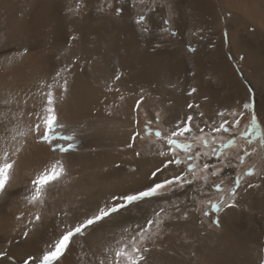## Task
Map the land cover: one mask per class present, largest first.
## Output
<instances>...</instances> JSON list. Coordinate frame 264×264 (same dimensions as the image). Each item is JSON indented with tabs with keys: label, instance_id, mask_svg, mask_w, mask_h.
Instances as JSON below:
<instances>
[{
	"label": "bare ground",
	"instance_id": "1",
	"mask_svg": "<svg viewBox=\"0 0 264 264\" xmlns=\"http://www.w3.org/2000/svg\"><path fill=\"white\" fill-rule=\"evenodd\" d=\"M218 2L226 21L227 46L222 38L223 25L216 21L222 22L214 0H168L171 12L167 7L154 6L156 12L149 14V36L141 35L132 22L135 13L140 8L146 10V6L133 8L131 0H82L79 15L68 11L75 8L76 0H0V152L21 146L12 157L16 164L11 180L0 193V251L6 253L0 257V264H23L29 255H40L56 234L58 222L81 220L111 203L112 195L148 183L150 172L162 158L155 154L159 142L154 144L148 138L139 142L140 124L146 115L151 118L154 111L165 116L166 111L188 110L187 104L193 101L199 106L193 113L194 127L214 134L210 126L218 123L219 117L215 122L203 106L206 101L197 103L195 99V95H206L208 78L222 84L229 81L232 94L227 93H236L237 99L241 95L242 100L233 97L228 112L221 111L228 120L232 121L231 111L244 110L248 92L227 53L234 61L244 55L239 64L242 68L250 65L264 74L262 54L253 50L250 54L243 39L252 29V37L264 40V0ZM99 7L104 11L97 12ZM117 7L123 8L120 16L115 13ZM162 17L170 19L179 35L161 38L158 25ZM208 25L219 31L220 42L208 49L212 42L198 41L196 51L188 52L189 44L194 46L200 35L207 34ZM73 36L75 40L70 39ZM206 61L210 62L207 72ZM69 65L70 70L61 72L59 78L61 83L68 80V91L57 100V115L65 125L58 131L74 135L76 148L65 154L53 153L46 144L37 143L35 133L13 141V129L27 131L36 122L34 113L41 111L37 92L40 81L50 82L56 71ZM177 71H184V76L170 77ZM117 73L119 80L114 79ZM191 88L197 91L190 96ZM141 96L144 99L137 109ZM246 121L243 118L241 122ZM163 123L162 129L172 126L168 118ZM133 133L139 136L129 149ZM219 136L226 137L225 133ZM54 158L64 161L66 176L47 189L43 206L29 205L25 197L32 187L30 181ZM234 170L226 167L224 171L231 182ZM197 185H202V190H196ZM238 193L236 205L218 213L217 227L212 225L214 216L205 219L199 206V202L218 198L210 184L197 182L169 194L167 199L182 212L187 210L189 216L166 221L162 239L149 245L147 264H262L264 174L256 182L248 178ZM161 203L153 200L131 206L94 226L85 238H76L62 264H97L105 242L118 236L122 227L142 222ZM37 212L42 216L40 221L35 220ZM65 212L69 216L65 217ZM169 212L180 216L171 207ZM249 219L254 220L252 224ZM25 230L29 231L27 238L23 236Z\"/></svg>",
	"mask_w": 264,
	"mask_h": 264
},
{
	"label": "snow or ice",
	"instance_id": "2",
	"mask_svg": "<svg viewBox=\"0 0 264 264\" xmlns=\"http://www.w3.org/2000/svg\"><path fill=\"white\" fill-rule=\"evenodd\" d=\"M139 5H145L146 10L140 8L135 13L132 22L137 31L144 36L152 34L150 25L151 16L149 14L156 12V7L154 6L160 8L167 7L170 12L172 9V5L168 3V0H159V4L158 0H131L133 8H138ZM83 7L82 0H76L75 8H69L68 11L73 15H79ZM108 7L112 8V5L108 4ZM103 11V7L97 8V12ZM122 12L123 8H115L117 16H120ZM158 29L161 38L179 35L177 31L170 27V19L168 17H162V22L158 25ZM70 39L75 40L76 37L73 36ZM187 51L194 53L196 49L189 44ZM70 67L71 65L56 71L54 76L51 77L50 82L40 81L37 92L40 96L41 111L34 113L37 118L36 122L27 131L13 129L14 134L11 137L13 141H16L17 137H27L35 133L34 138L37 143L46 144L53 153L65 154L76 148V144L73 142L75 140L74 135L62 134L58 131V129L64 128L65 125L59 121L56 107L57 100L62 99L63 93L68 91V80L64 79L62 83L60 82L61 72L69 71ZM114 79L119 80L120 74L117 73ZM111 90V87H109V91ZM196 91V88H191L188 94L191 96ZM143 99V96H141L140 100L136 101L137 109L141 106ZM5 103H10V101H5ZM198 107V105H194L193 103L187 104L189 110ZM252 108L253 105L251 103H244V111H231L229 113L232 116L231 122L224 112H218L219 122L210 126V132L217 134L234 133L235 129L241 124V118H247L246 112H250ZM32 114L29 113V115ZM200 115L203 116V113H200ZM194 119L193 115L185 114L184 119L177 120L171 127L164 128L163 130L160 128L154 130L148 129L146 125L147 131L154 132L156 137V141H153V143L159 142L155 154L162 158L154 170L150 172L148 183L141 188L112 195L111 203L99 206L92 215L85 216L81 220L58 222L56 234L46 242L42 253L38 256L29 255L23 261V264H62V258L70 250L72 244L76 242L77 237L85 238L90 234L89 230L94 226L111 219L114 215H119L122 211L129 210L131 206L159 200L163 203L153 208L151 214L145 216L142 222L122 227L118 236H113L111 241L105 242L101 249L102 255L97 257V264H147L146 254L150 251L149 245H155L158 240L162 239L166 221L172 219L186 220L189 216L187 210L182 212L181 208L174 201L167 199L169 194L191 186L194 181L202 180L204 185H208L209 176L219 177L222 168L211 166L209 163L203 161H206L210 155L219 157L224 148L235 144V140L230 138L219 150L213 149L211 153L208 151H196V148L207 145L209 140L204 128L199 126L194 127ZM156 121L159 123L160 113H156ZM148 123L150 124L151 121ZM258 124L256 115L252 113L244 135L260 136L261 142L264 143V133L257 131ZM138 136L139 133L132 134L131 142L127 144L129 149L133 148ZM20 151L21 146H16L11 152L8 150L0 152V193L5 191L6 185L11 180L16 164V161L12 157L16 156ZM136 155L139 156L140 153L137 152ZM243 159V157H240V163H243ZM196 161H202V163L197 164ZM210 168L212 169L211 171H209ZM166 173L168 174L165 175ZM198 173L204 174L199 175ZM66 174V165L62 159L54 158L51 160L30 181L32 187L29 195L25 197L27 203L33 206L37 204L43 206L47 189L53 184L58 183ZM246 174H253V169L249 168ZM222 183L223 181L211 184V187L218 193H222L218 200L207 201L211 212L219 213L223 208H231L236 205V197L239 194L238 189L240 187L239 178L230 182L234 186L228 187L226 192L222 187ZM202 187V185H197L196 190H202ZM248 187L251 188L253 185L249 184ZM164 205H168V207ZM169 207L173 208L176 213H180V216L171 215ZM63 215L67 217L69 213L65 212ZM204 215H209V212H204ZM41 219V214L37 212L35 220L40 221ZM213 223L218 225L219 220H213ZM23 236L27 238L29 231L25 230ZM80 247L83 249L84 244L81 243ZM5 255L6 253L0 251V257Z\"/></svg>",
	"mask_w": 264,
	"mask_h": 264
},
{
	"label": "rangeland",
	"instance_id": "3",
	"mask_svg": "<svg viewBox=\"0 0 264 264\" xmlns=\"http://www.w3.org/2000/svg\"><path fill=\"white\" fill-rule=\"evenodd\" d=\"M214 2H215L214 5H216V7L218 6V9H219L220 14H221L220 16H221L222 22H218L217 19H216V21H217V24L221 23L223 25L224 30L222 31V35L226 36L224 39V43H225V46H227L228 45V36H227L225 17H223L224 16L223 9L221 8V5L219 4L218 0H214ZM170 27L173 30H175L173 28L172 22H170ZM252 31L253 30L250 29L249 32H247L246 34L243 35L244 41L246 40L244 42L246 44L245 46L248 47V51L250 50V52H251L253 50V53L258 52L259 54H262V56H263V57L260 56V58L261 57L264 58V45H263L264 40L257 39L256 37H252V35H250L251 33H253ZM196 34H198V33H196ZM214 34L217 35L218 32H215ZM196 36L197 35H195V38H196ZM246 37L248 38V41H247ZM252 38L255 40H252ZM196 40L197 41L195 42V44L193 46L195 49L197 48V42L198 41H199V43L206 42V33L204 36L200 35L199 38ZM247 42H248V45H247ZM253 53L251 52L250 54H253ZM227 54H228L227 55L228 61L233 66L234 70H236V74H237L238 78L243 81L244 86L248 92L247 103H251L253 105V108L250 112H248L249 118L243 124V127L240 128L239 130H237L235 133H232V134L231 133H225L226 137L209 136L207 134V139L209 140V143L207 145H202V146L195 149L196 151H208L209 153H211L213 149L219 150L223 144L227 143L228 139L233 138L235 140V144L229 145L228 147L224 148L223 151L220 153L219 157L210 155L207 158V160H211L212 163L209 162V164L211 166H215L217 168H222V172H221V175L219 177L209 176L208 184H210L211 190L213 192H215L216 194L218 192L214 188L211 187L212 183H221V181H223L222 187L225 189V192L227 191L228 187L234 186V184L231 185V183H230L231 182L230 177L228 175L227 176L224 175V171L226 170V167H229L232 170L236 169V171L234 170V173H235L234 177L235 178L233 179V181H235L237 178H239L240 187L248 178H249V181L256 182L259 180V176L261 177L262 174H264L263 173L264 172V143L261 142V137L257 136V135H252V136H245L244 135V133L247 130V125L249 123V119H250L252 113H254L256 115L257 120L259 122L257 131L264 133V76H263L264 74H263V71H261V69L258 71L256 70L257 71V73H256V71L254 69H251L252 67L250 65L245 67V69L242 68V66H240L239 64L244 60V55H239L238 60L234 61V59L232 58L230 53H227ZM260 61H261V59H260ZM261 62H264V60L262 59ZM262 64L264 66V63H262ZM207 67L209 68L210 64L208 66H206V68ZM246 70L248 73L246 72ZM263 70H264V68H263ZM242 71L244 72V74ZM177 72H178V74H177L178 78H180V76H184L183 74H185L184 71H183V73L181 72L180 74H179L180 71H177ZM190 74H191V72H190ZM209 82H210L209 87L212 91V92L211 91L210 92L211 93L217 92L218 91V84L213 80H211V81L209 80ZM195 99L197 101L198 100L199 101H206V98H204V97H199V98H195ZM138 115H139V117L143 116L142 112H140V114H138ZM151 119H152V117H151ZM148 122H149L148 118L143 117L142 122L140 124L141 125L140 126L141 137H140V140L138 139L139 142L142 140H145L147 138L151 139V141H156V137L154 135V132L147 131L145 126L147 125L148 129L154 130L155 128H152V126H155L157 128L159 123H157V121H155V125L152 123L149 125ZM149 126H151V128ZM205 133H206V130H205ZM223 135H224V133H223ZM181 155H183V153H181ZM240 157L244 158L243 163H240ZM207 160L203 161V162H207ZM196 163L200 164V163H202V161H196ZM234 163L236 164L235 167L233 166ZM249 168L253 169V174H251V175L246 174ZM211 170L212 169L210 168L209 171H211ZM198 174L203 175L204 173H198ZM253 176H254V178H252ZM197 182L203 183L202 180L194 181V183H197ZM170 194H172V193H170ZM220 195H222V193H218V198ZM218 198H214L213 200H218ZM199 206L201 208V210H200L201 214L205 219L206 218L209 219L210 217L214 216L213 220H219L218 213L211 212L210 211V205L207 202H201V203L199 202ZM222 208H223V206H222ZM206 211L209 212V215H207V216L204 215V212H206ZM244 219H247V218H243V220ZM253 221H254L253 219H249L250 224H252ZM243 222H246V221H243ZM212 225L213 226L215 225V227H217V224H215V223L214 224L212 223Z\"/></svg>",
	"mask_w": 264,
	"mask_h": 264
},
{
	"label": "crops",
	"instance_id": "4",
	"mask_svg": "<svg viewBox=\"0 0 264 264\" xmlns=\"http://www.w3.org/2000/svg\"><path fill=\"white\" fill-rule=\"evenodd\" d=\"M210 27V28H209ZM207 29H209V30H207ZM206 32H207V34H206V43H208V42H212V44H209L208 45V49H212L213 48V46L215 45V44H217V43H219L220 41V38H219V36H217L218 34H219V31L217 30V29H215V27H211V26H206ZM215 32H218V34L217 35H215L214 33ZM212 35V36H211ZM210 36V37H209ZM225 37L226 36H224V35H222V38H223V40L225 39ZM219 38V39H218ZM210 64V62H206V66H208ZM232 68H233V66H232ZM234 69V68H233ZM207 70H208V68H206V72H207ZM235 72H236V70H234ZM177 74H178V72H175V73H173V75L172 74H170V75H168V76H170V77H172L173 76V78H178L177 77ZM211 81V80H213V81H215L217 84H218V91L217 92H215V93H211V92H209V91H211V89H210V87H209V85H207V89H208V87H209V89L207 90L206 89V95L205 94H202V95H200V96H198V95H195V98H199V97H204V95L206 96V104H204L203 106H204V108L206 107V112H208V113H210V115L212 116V118H213V120L215 121V122H217L218 121V116H217V113L218 112H221L222 110L224 111L225 110V112H228L230 109H231V104H232V101H233V97H234V99H237V95H236V93H235V96H232L231 94H232V88L230 89L229 87L231 86V84L229 83L228 84V82L229 81H227V80H225V81H223L224 83V85L222 84V83H220L217 79H215V78H211V79H206V83L208 84L209 82H207V81ZM223 86V87H222ZM228 88V89H227ZM224 91V92H223ZM227 91H230V93L228 92L227 93ZM224 94H223V93ZM225 93H226V95H225ZM222 94H223V97H222ZM227 94H229V96H227ZM225 95V96H224ZM220 96V97H219ZM227 96V97H226ZM241 95H239L238 94V98L239 99H241L242 100V98L240 97ZM176 97H177V99H178V95H176ZM218 97H219V99H218ZM230 97V98H229ZM222 98V99H221ZM223 98H224V100H223ZM229 98V99H228ZM239 99H237V100H239ZM241 100H240V102L238 101V103H241ZM199 101V100H198ZM197 100H196V102L197 103H199ZM222 101H224V102H222ZM202 102H204V101H202ZM228 102L230 103L229 105L230 106H228ZM190 103H193L194 104V102L192 101V102H190ZM245 103H247V101L245 102ZM218 106H220V107H218ZM221 107H223V109L221 108ZM242 107H243V105H242ZM204 108H202V110H204ZM194 110L195 111H197L198 112V110H196V108H194V109H192V110H182V109H175V110H172V111H166V113H165V116H163L160 112H156V111H154V112H152V119L151 118H148L147 117V115L145 116V117H147L148 118V120L149 121H151V123L152 124H154L155 125V121H156V113H160V121H159V125H158V127L157 128H160L161 130H163L162 128V124H164L163 123V121H165V119H167L168 118V120H170V122H171V125H173L177 120H182V119H184V114H186V113H190L191 115H193L194 116ZM227 110V111H226ZM244 111V110H243ZM154 113V114H153ZM248 112H246V114H247ZM171 116V117H170ZM164 119H163V118ZM246 117H247V120H248V118H249V113L246 115ZM176 119V120H175ZM242 119L243 118H241V121H242ZM173 120V121H172ZM230 121V120H229ZM231 122V121H230ZM150 123V124H151ZM245 122H241V124L239 125V128H238V130L240 129V128H242L243 127V124H244ZM149 124V125H150ZM170 124V123H169ZM161 125V126H160ZM150 128H151V126H149ZM152 128H155L156 129V127L155 126H152ZM237 130H235L234 131V133L236 132ZM232 134V133H231ZM209 136H218V137H221V136H219V134H217V133H214V134H208Z\"/></svg>",
	"mask_w": 264,
	"mask_h": 264
}]
</instances>
